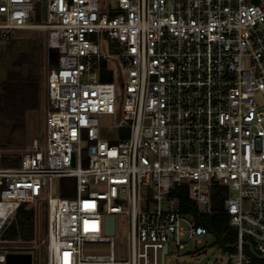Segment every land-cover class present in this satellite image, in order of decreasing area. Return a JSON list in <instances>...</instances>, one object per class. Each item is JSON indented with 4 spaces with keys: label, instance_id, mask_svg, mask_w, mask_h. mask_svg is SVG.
I'll return each mask as SVG.
<instances>
[{
    "label": "built area",
    "instance_id": "1",
    "mask_svg": "<svg viewBox=\"0 0 264 264\" xmlns=\"http://www.w3.org/2000/svg\"><path fill=\"white\" fill-rule=\"evenodd\" d=\"M1 16L0 43L44 29L58 61L43 138L18 167L0 168V264L11 253L35 264L36 241L4 239L25 203L46 206V264H139L138 244L142 264L162 263L170 243L185 250L209 234L172 196L184 186L202 215L214 186L234 193L228 264H252L248 243L264 256V0H0ZM110 63L122 103L117 83L102 80ZM115 116L117 126L103 124ZM63 178L76 181L73 197L61 196ZM117 214L130 219V261L105 233Z\"/></svg>",
    "mask_w": 264,
    "mask_h": 264
},
{
    "label": "rangeland",
    "instance_id": "2",
    "mask_svg": "<svg viewBox=\"0 0 264 264\" xmlns=\"http://www.w3.org/2000/svg\"><path fill=\"white\" fill-rule=\"evenodd\" d=\"M41 21L40 9L35 10L34 19L31 23ZM2 21V16L0 17ZM47 31L44 29H22L12 31L9 38L0 43V82L4 81L12 63L21 53L33 52L36 60L39 62L42 76V105L37 111L27 113L26 123L23 128L12 131V126L6 125L1 128V136L3 146L0 148V159L3 155H13L15 157L22 156L34 140H41L45 131V101H46V78L48 67V49L46 45ZM103 48V45H102ZM113 71L112 81L118 85V98L122 103L125 97V84L119 81V69L113 63H110ZM106 126H117V117H107L103 120ZM3 168V167H0ZM230 194H234L230 191ZM36 211V242L32 245L36 246L34 256L38 258L40 264L47 263L48 245L42 242L47 233L48 213L44 204H31ZM164 209H177L176 202H164ZM127 209V208H125ZM116 234L114 236V251L117 259L121 261L131 260V227L130 219L126 214L116 215ZM201 243L192 242L185 250H179L174 243H170L168 254L164 258V264H197L204 259V255L198 256V253L207 250V255L212 256L207 264H228L230 261L229 253L221 249L217 245V238L214 235L208 234L203 236ZM189 249V251H187ZM150 253L154 252L149 248ZM146 252V247L138 244V263L142 264V253ZM145 255V253L143 254ZM148 255V254H147ZM146 255V256H147ZM148 257V256H147ZM154 261L161 263L159 257L154 256ZM155 263V264H156ZM162 264V263H161Z\"/></svg>",
    "mask_w": 264,
    "mask_h": 264
},
{
    "label": "trees",
    "instance_id": "3",
    "mask_svg": "<svg viewBox=\"0 0 264 264\" xmlns=\"http://www.w3.org/2000/svg\"><path fill=\"white\" fill-rule=\"evenodd\" d=\"M48 67L57 65L58 57L54 51H48ZM112 74L103 77L104 81H112ZM42 105V76L38 60L33 52L21 53L8 69L6 78L0 82V148L3 146L1 128L12 126V131L23 128L28 112L37 111ZM20 156L3 155L0 167L15 168L20 165ZM76 181L70 178L60 180V191L63 198L75 195ZM230 190L224 186H214L212 190L211 213H198L197 205L190 199L188 187H180L172 192V196L179 199V209L194 217L197 225L205 228L209 234L217 238V245L227 253L234 254L237 233L230 226L231 216L225 212L224 201ZM10 242H33L36 234V211L30 203L22 204L17 210L14 220L4 235ZM34 252V251H33ZM35 257V264H40ZM252 264H264L255 257Z\"/></svg>",
    "mask_w": 264,
    "mask_h": 264
},
{
    "label": "water",
    "instance_id": "4",
    "mask_svg": "<svg viewBox=\"0 0 264 264\" xmlns=\"http://www.w3.org/2000/svg\"><path fill=\"white\" fill-rule=\"evenodd\" d=\"M109 236H114L116 234V219L115 216H108L106 218V232ZM249 250L251 254L258 260L264 261V256H260L256 253L251 243H248ZM168 247L166 246L163 250V260L162 264H164V256L167 253ZM207 250L198 253V256L206 255ZM212 256L207 255L204 259L197 264H207L209 260H212ZM33 263V255L31 253L28 254H15L11 253L7 255V264H32Z\"/></svg>",
    "mask_w": 264,
    "mask_h": 264
}]
</instances>
